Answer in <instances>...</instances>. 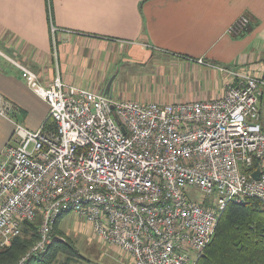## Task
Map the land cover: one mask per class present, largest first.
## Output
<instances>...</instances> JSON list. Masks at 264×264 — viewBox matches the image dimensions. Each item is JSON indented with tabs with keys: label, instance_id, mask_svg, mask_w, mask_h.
<instances>
[{
	"label": "built area",
	"instance_id": "1",
	"mask_svg": "<svg viewBox=\"0 0 264 264\" xmlns=\"http://www.w3.org/2000/svg\"><path fill=\"white\" fill-rule=\"evenodd\" d=\"M249 22L241 15L230 33ZM9 59L49 105L39 128L16 123L0 153V248L40 220L17 264L46 251L69 212L100 244L120 247L121 264H198L229 204L264 203V76L220 66L233 81L219 98L142 103L60 73L44 85Z\"/></svg>",
	"mask_w": 264,
	"mask_h": 264
},
{
	"label": "crops",
	"instance_id": "2",
	"mask_svg": "<svg viewBox=\"0 0 264 264\" xmlns=\"http://www.w3.org/2000/svg\"><path fill=\"white\" fill-rule=\"evenodd\" d=\"M6 55L44 85L60 73L120 100L216 99L233 81L220 66L264 76V0H0V153L16 123L37 129L49 113ZM97 243L121 264L120 247Z\"/></svg>",
	"mask_w": 264,
	"mask_h": 264
},
{
	"label": "trees",
	"instance_id": "3",
	"mask_svg": "<svg viewBox=\"0 0 264 264\" xmlns=\"http://www.w3.org/2000/svg\"><path fill=\"white\" fill-rule=\"evenodd\" d=\"M57 219L46 251L32 255L24 264H75L82 255L66 236ZM39 218L23 223V233L0 248V264H17L39 240ZM198 264H264V203L255 197L231 203L224 210L213 241Z\"/></svg>",
	"mask_w": 264,
	"mask_h": 264
},
{
	"label": "rangeland",
	"instance_id": "4",
	"mask_svg": "<svg viewBox=\"0 0 264 264\" xmlns=\"http://www.w3.org/2000/svg\"><path fill=\"white\" fill-rule=\"evenodd\" d=\"M115 95L117 99H121L117 93ZM60 226L66 236L76 242L82 255L81 261H77L75 264H117L114 258H107L109 256L108 252H106L107 249L97 243V240L92 235L91 227L79 219L74 212L67 213L62 218ZM103 252H105V256L102 255Z\"/></svg>",
	"mask_w": 264,
	"mask_h": 264
},
{
	"label": "water",
	"instance_id": "5",
	"mask_svg": "<svg viewBox=\"0 0 264 264\" xmlns=\"http://www.w3.org/2000/svg\"><path fill=\"white\" fill-rule=\"evenodd\" d=\"M258 174H259V171H256V172L254 173V177H255V178H258Z\"/></svg>",
	"mask_w": 264,
	"mask_h": 264
}]
</instances>
